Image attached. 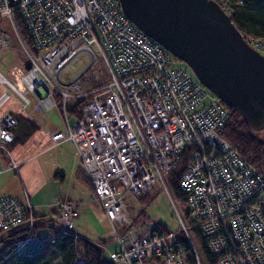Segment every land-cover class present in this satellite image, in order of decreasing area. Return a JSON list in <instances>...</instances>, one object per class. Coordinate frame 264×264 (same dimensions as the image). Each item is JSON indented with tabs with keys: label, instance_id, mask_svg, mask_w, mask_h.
<instances>
[{
	"label": "built area",
	"instance_id": "1",
	"mask_svg": "<svg viewBox=\"0 0 264 264\" xmlns=\"http://www.w3.org/2000/svg\"><path fill=\"white\" fill-rule=\"evenodd\" d=\"M214 1L228 15L227 0ZM0 22L12 33L0 26V50L14 36L25 59L17 76L9 74L13 79L0 72V84L16 94L21 112L32 119L25 111L28 95L36 98L32 111L56 108L61 129H41L51 146L74 145L92 198L111 222L129 220L127 195H148L156 182L167 189L165 175L186 150L179 187L187 195L192 226L216 263L264 264V172L220 134L227 110L216 96L186 64L171 63L166 49L140 31L117 0H0ZM249 43L264 55V38ZM81 54L87 63L68 79L63 71ZM70 97L83 99L79 118L70 119ZM8 98L6 91L0 93V107ZM16 123L11 110L1 114L0 154L9 156L18 173L8 149ZM55 199V231L72 229L73 201ZM176 212L195 264H204ZM33 221L26 193L23 200L0 195L1 234ZM110 258L126 264H191L180 238L168 229L121 239Z\"/></svg>",
	"mask_w": 264,
	"mask_h": 264
},
{
	"label": "trees",
	"instance_id": "2",
	"mask_svg": "<svg viewBox=\"0 0 264 264\" xmlns=\"http://www.w3.org/2000/svg\"><path fill=\"white\" fill-rule=\"evenodd\" d=\"M227 2L230 7L228 16L246 41L249 42V37L264 38V0H227ZM167 53L173 59L185 64L169 52ZM216 98L227 110L225 121L219 128L220 134L241 156L264 172V127L254 130L231 106L218 97ZM82 102L81 98L68 104V114H71L73 118H79V108ZM13 115L17 123L11 129L13 140L9 143L10 147L24 143L39 128L37 122L24 113L17 112ZM187 161V151L183 150L179 159L176 160L175 167L165 175V182L172 196L179 201L178 205L181 209L178 211L203 263L217 264L216 258L210 252L204 238L198 229L192 226L195 220L190 213L187 195L179 187V179L185 170ZM82 175L92 193L85 171H82ZM148 196L149 194L136 199L145 203L148 201ZM143 215V210H140L134 217L131 216L128 221L123 222L120 225L123 234L141 220ZM33 219L31 226H23L4 234L0 232V242L4 240L7 242L4 250L0 251V264H115L103 255L102 247L108 242L106 238L99 237L96 240H91L73 229L67 228L56 232L54 218L47 213L35 212L34 209ZM150 229L158 234L167 230L161 224H156ZM175 233L184 246L189 262L195 264L186 235L180 227Z\"/></svg>",
	"mask_w": 264,
	"mask_h": 264
},
{
	"label": "rangeland",
	"instance_id": "3",
	"mask_svg": "<svg viewBox=\"0 0 264 264\" xmlns=\"http://www.w3.org/2000/svg\"><path fill=\"white\" fill-rule=\"evenodd\" d=\"M225 5H227L229 11V4L225 3ZM0 26L6 28L10 32L6 23L0 22ZM10 34L12 35L11 32ZM249 39L254 38L249 37ZM24 62L25 59L22 56L18 42L16 38L12 36L10 46L0 50V72L7 78L13 79V77L17 76L20 70L23 69ZM86 63V54H81L79 58L63 71V75L68 79L73 77ZM171 63L175 64L181 62L171 57ZM97 69L101 71L100 67H97ZM9 74H14L15 76H10ZM3 91L9 94V98L1 105L0 116L8 110H11L13 113L21 112V103L18 101L16 94L12 92L7 85L1 83L0 93ZM28 98L31 103L27 106L25 111L31 113L38 121L40 130L34 132L24 143H18L14 147L8 146L11 156L15 162L18 163V173L10 167L9 156L6 157L0 154V166L3 169L0 172V193L4 192L5 194L13 195L20 200L24 199V193H26L31 204L34 202H43L45 205H53L54 203V206L56 202L55 198L65 194L66 188H68L70 194L74 192L76 195H81L84 198L83 205L86 204L87 209L82 207L78 210L76 200L69 197H62L63 199L72 200L74 203V211L71 213L74 224L72 229L77 232L80 231V233H83L87 238L92 240H96L101 237L100 235L106 234L107 236H105V238L108 242L102 247L103 255L115 264L128 263H123L120 260L109 257V250H118L119 240L121 241L122 239L124 242H128L130 237L143 234L147 229H150L156 224H161L166 229L174 232L179 229V219L176 212V208L181 209L180 205H178L179 201L176 197L172 196L168 188L165 189L161 184L156 182L153 184V188L148 196V201L145 203L139 202L136 198L131 196H126V202L129 207L127 209L129 214L128 218L131 216L134 217L140 210H143L144 215L141 220L137 221L136 224L132 226V228L125 231L128 235H124L120 227L122 223L111 222L104 214L101 206L93 200L91 192L89 197L88 183H82L76 180L75 177L68 179L69 174L66 173V169L69 170V168L64 157L60 154V152H63V150H60L61 147L51 146L50 140L47 139L42 140L39 145L35 142V140L41 141L39 132L44 134L41 127L44 130L61 129V119L55 107L50 110L32 111V104L36 101V98L32 95H28ZM75 100L74 97L68 98V104L73 103ZM209 100L210 97L208 95L204 97V102ZM69 116L70 119H73L71 114ZM43 148L44 150L41 151ZM75 154L80 159L76 148ZM62 167L65 168L64 179L60 176V174L64 173V171H61ZM90 198H92V200ZM54 211H56V206ZM49 215L53 218L55 217V213ZM78 215L80 216L76 219ZM133 230L137 234L131 235L130 233ZM4 233L6 232H3V234ZM118 235L122 238L118 239ZM6 243L5 240L0 242V251L4 250Z\"/></svg>",
	"mask_w": 264,
	"mask_h": 264
},
{
	"label": "water",
	"instance_id": "4",
	"mask_svg": "<svg viewBox=\"0 0 264 264\" xmlns=\"http://www.w3.org/2000/svg\"><path fill=\"white\" fill-rule=\"evenodd\" d=\"M117 1L140 31L183 61L254 130L264 127V55L246 41L217 2Z\"/></svg>",
	"mask_w": 264,
	"mask_h": 264
},
{
	"label": "crops",
	"instance_id": "5",
	"mask_svg": "<svg viewBox=\"0 0 264 264\" xmlns=\"http://www.w3.org/2000/svg\"><path fill=\"white\" fill-rule=\"evenodd\" d=\"M34 120L37 122L38 126L40 127V124L38 123V121L35 118H34ZM38 130H40V128H38ZM39 135H40L41 141L35 140V142L38 143V145L44 139L45 140L46 139L49 140L44 134H42L40 132H39ZM57 147H61L60 150H63V152H60V154H61L62 157H64V160L68 164L69 170L66 169V173L69 174V178L68 179H72L73 177H75L76 180L81 181L82 183L83 182H86L84 176L82 175V171H84V168H83V166H82V164L80 162V159L75 154L74 145L71 142L66 141V142H63V143L57 145ZM43 150H44V148L41 149V151H43ZM61 171H64V173L60 174V176L62 177V179H64L65 178V168L62 167ZM88 190H89V197H90V188H88ZM65 192L66 193L63 194L61 197H69V198H72L73 200H76V204H77V209L78 210L81 209L82 207L84 209H87L86 204L83 205L84 198L81 195H76L74 192H72L70 194L68 188H66ZM3 194H5V193L4 192L3 193H0V195H3ZM90 199L92 200V198H90ZM32 206H33V209H34L35 212L47 213L48 215L55 213V211H54V208H55L54 203H53V205L52 204H49V205L46 204L45 205L43 202H36V203L34 202V203H32ZM79 216L80 215H78L76 219H78ZM73 226H74V224H73ZM75 232H77V231H75ZM77 233H79L81 235H84L83 233H80V231H78ZM138 233H140V232H138ZM84 236H86V235H84ZM100 236L103 237V238H105V236H107V235L105 234V235H100ZM110 252H112V251L109 250L108 253H110Z\"/></svg>",
	"mask_w": 264,
	"mask_h": 264
}]
</instances>
